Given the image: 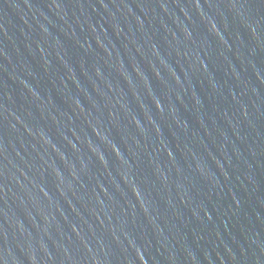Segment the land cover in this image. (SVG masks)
<instances>
[{
    "label": "water",
    "instance_id": "obj_1",
    "mask_svg": "<svg viewBox=\"0 0 264 264\" xmlns=\"http://www.w3.org/2000/svg\"><path fill=\"white\" fill-rule=\"evenodd\" d=\"M0 264H264V0H0Z\"/></svg>",
    "mask_w": 264,
    "mask_h": 264
}]
</instances>
